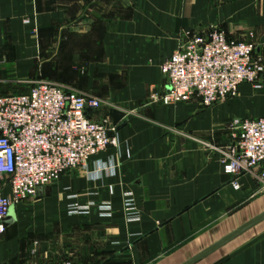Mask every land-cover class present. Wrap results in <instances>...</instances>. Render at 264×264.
I'll list each match as a JSON object with an SVG mask.
<instances>
[{
  "label": "crops",
  "instance_id": "crops-1",
  "mask_svg": "<svg viewBox=\"0 0 264 264\" xmlns=\"http://www.w3.org/2000/svg\"><path fill=\"white\" fill-rule=\"evenodd\" d=\"M215 29L264 58V0H0V96L45 81L106 102L96 121L125 114L116 146L11 208L0 264L56 263L34 245L59 232L76 264H264V219L213 249L264 216L261 169L235 189L223 164L229 125L264 118V87L212 108L153 99L181 40ZM106 204L112 217L101 216Z\"/></svg>",
  "mask_w": 264,
  "mask_h": 264
},
{
  "label": "built area",
  "instance_id": "built-area-1",
  "mask_svg": "<svg viewBox=\"0 0 264 264\" xmlns=\"http://www.w3.org/2000/svg\"><path fill=\"white\" fill-rule=\"evenodd\" d=\"M256 55L255 44L232 40L218 29L187 35L162 65L166 92L153 99L164 105L198 99L212 108L238 96L245 84L261 88L264 64ZM30 85L27 94L0 96V177L7 175L10 186L9 195L0 188V238L8 230L13 206L36 198L40 189L58 183L65 174L88 168L94 157L117 145L112 119H94L105 106L101 99L45 81ZM229 129L233 142L223 164L235 179V189H240L239 179L256 168L264 184V118L234 120ZM101 209L102 217H112L108 204ZM70 213L87 215L89 210L72 206Z\"/></svg>",
  "mask_w": 264,
  "mask_h": 264
},
{
  "label": "rangeland",
  "instance_id": "rangeland-1",
  "mask_svg": "<svg viewBox=\"0 0 264 264\" xmlns=\"http://www.w3.org/2000/svg\"><path fill=\"white\" fill-rule=\"evenodd\" d=\"M221 31V30H220ZM246 42H250V41H246ZM253 43V42H251ZM254 44V43H253ZM258 58L262 59L263 61V64H264V58L259 56V55H256ZM34 82V81H33ZM30 83V82H29ZM260 84H261V88H255L256 90H261L263 89L264 87V74L261 76L260 78ZM245 85H248V84H245ZM30 86V85H29ZM244 86V85H243ZM242 87V86H241ZM241 89V88H240ZM240 92V91H239ZM239 95V94H238ZM92 96V95H90ZM237 97V96H236ZM235 97V98H236ZM233 98H230L228 99L227 101L231 100ZM104 102V101H103ZM226 102V101H225ZM104 104H106V102H104ZM107 105V104H106ZM113 109V108H112ZM256 231V230H255ZM254 232V231H253ZM52 241L54 240L53 238H51ZM71 237L69 236H66L65 233L63 232H59L58 234V237H57V240H56V243H53V242H50V240H46L45 243H40L39 244H36L34 245V250H36V252L42 248V249H47V250H50L52 249L51 251L54 254V258L56 259V262H60V261H64V260H71L74 264H76L79 260V256H77V254H74L71 252ZM36 254V253H35Z\"/></svg>",
  "mask_w": 264,
  "mask_h": 264
},
{
  "label": "water",
  "instance_id": "water-1",
  "mask_svg": "<svg viewBox=\"0 0 264 264\" xmlns=\"http://www.w3.org/2000/svg\"><path fill=\"white\" fill-rule=\"evenodd\" d=\"M124 115L125 114L123 112H121L120 110H118L116 108L111 109V111L108 113V117H110L112 119L114 125H116V126H118V124L120 123V121L123 119ZM263 219H264V216H262L261 218H259L256 221L252 222L251 224H249L248 226H246L245 228H243L241 231L235 233L233 236H231L230 238H228L227 240H225L223 243L219 244L218 246L214 247L213 249H216L220 245H222V244L230 241L235 236H237L239 233H241L242 231H245V230L249 229L250 227L256 225L257 223H259Z\"/></svg>",
  "mask_w": 264,
  "mask_h": 264
}]
</instances>
